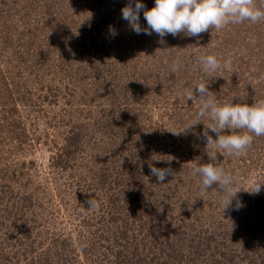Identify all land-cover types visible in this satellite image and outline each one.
I'll return each instance as SVG.
<instances>
[{"label": "rangeland", "instance_id": "1", "mask_svg": "<svg viewBox=\"0 0 264 264\" xmlns=\"http://www.w3.org/2000/svg\"><path fill=\"white\" fill-rule=\"evenodd\" d=\"M127 4L0 0V264H264V136L210 161L187 98L203 82L220 104L264 100V20L160 44ZM201 55L231 69L205 73ZM149 162L174 175L159 184ZM199 163L241 189L226 209Z\"/></svg>", "mask_w": 264, "mask_h": 264}, {"label": "clouds", "instance_id": "2", "mask_svg": "<svg viewBox=\"0 0 264 264\" xmlns=\"http://www.w3.org/2000/svg\"><path fill=\"white\" fill-rule=\"evenodd\" d=\"M143 11L147 27L140 24V13ZM122 18L128 22L131 30L136 34L142 32L147 35L156 33L159 43L164 44V37L171 34L176 37L184 33L190 37L199 36L209 29L222 30L230 24H241L245 21L257 23L264 20V0L257 7V0H155V6L150 10L139 0H128V4L121 9ZM110 34L115 37L116 30L109 26ZM199 64L205 73H214L221 67L230 70L231 59L224 60L223 64L214 55H201ZM180 62L177 59L171 66V71L179 70ZM195 93H188V100L199 102L198 118L209 117L202 136L206 142V150L210 161H215L218 151L226 155H241L251 147L253 138L264 136V100L255 101L251 106L247 103L225 101L218 103L213 98V92L209 91L205 83L196 85ZM196 124L189 125L188 128ZM186 128V129H188ZM209 130L216 135L213 139ZM229 130L230 134H224ZM244 130V131H242ZM151 176L155 177L159 184H163L174 172L171 168H157L151 162L148 163ZM193 175H198L201 183V191L212 188L218 184L224 193V209H226L241 191L233 185L231 175L214 163L196 164L193 167ZM261 184H255L252 193H259ZM86 203L89 209L98 210L100 204L94 198ZM237 200V208L241 207Z\"/></svg>", "mask_w": 264, "mask_h": 264}]
</instances>
